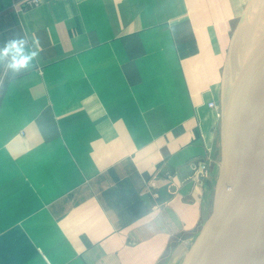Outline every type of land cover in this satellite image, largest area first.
<instances>
[{"label": "crops", "instance_id": "1", "mask_svg": "<svg viewBox=\"0 0 264 264\" xmlns=\"http://www.w3.org/2000/svg\"><path fill=\"white\" fill-rule=\"evenodd\" d=\"M25 1L0 0V264H183L250 0Z\"/></svg>", "mask_w": 264, "mask_h": 264}, {"label": "water", "instance_id": "2", "mask_svg": "<svg viewBox=\"0 0 264 264\" xmlns=\"http://www.w3.org/2000/svg\"><path fill=\"white\" fill-rule=\"evenodd\" d=\"M235 45L212 218L183 264H264V0H250Z\"/></svg>", "mask_w": 264, "mask_h": 264}, {"label": "built area", "instance_id": "3", "mask_svg": "<svg viewBox=\"0 0 264 264\" xmlns=\"http://www.w3.org/2000/svg\"><path fill=\"white\" fill-rule=\"evenodd\" d=\"M41 3V0H26L25 5L27 7L38 6ZM7 71L0 78V90L3 84V81L6 77ZM210 107L215 108L218 107L217 103H210ZM211 175V163L210 161H200L196 167L195 174L192 176V179L196 181L199 185H203L205 180ZM168 178H171V175H167Z\"/></svg>", "mask_w": 264, "mask_h": 264}, {"label": "rangeland", "instance_id": "4", "mask_svg": "<svg viewBox=\"0 0 264 264\" xmlns=\"http://www.w3.org/2000/svg\"><path fill=\"white\" fill-rule=\"evenodd\" d=\"M234 58H233V61L231 62V70L229 71L228 79H227V82H226V93H227V89H229V87H230V81H231V76H232V71H233V65H234ZM223 109H224V102H223Z\"/></svg>", "mask_w": 264, "mask_h": 264}, {"label": "clouds", "instance_id": "5", "mask_svg": "<svg viewBox=\"0 0 264 264\" xmlns=\"http://www.w3.org/2000/svg\"><path fill=\"white\" fill-rule=\"evenodd\" d=\"M25 63H26V61H24V60H21L18 62L19 66H23Z\"/></svg>", "mask_w": 264, "mask_h": 264}, {"label": "bare ground", "instance_id": "6", "mask_svg": "<svg viewBox=\"0 0 264 264\" xmlns=\"http://www.w3.org/2000/svg\"><path fill=\"white\" fill-rule=\"evenodd\" d=\"M235 49H236V45H234V50H233L234 55H233V57H235Z\"/></svg>", "mask_w": 264, "mask_h": 264}]
</instances>
